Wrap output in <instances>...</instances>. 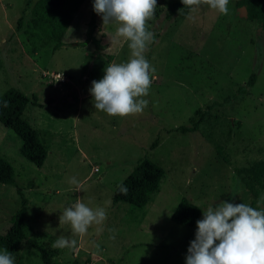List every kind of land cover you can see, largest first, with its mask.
Masks as SVG:
<instances>
[{
  "label": "rangeland",
  "instance_id": "374dc122",
  "mask_svg": "<svg viewBox=\"0 0 264 264\" xmlns=\"http://www.w3.org/2000/svg\"><path fill=\"white\" fill-rule=\"evenodd\" d=\"M174 1L157 0L146 22L156 36L144 53L154 68L142 97L148 105L121 118L95 110L90 95L109 64L131 58L128 42L115 35L118 25L103 27L97 14L92 20L94 0H82L56 50L43 31L32 30L29 11L22 13L26 0H0V95L13 88L44 104L27 107L23 117L47 149L42 166L34 167L20 156V140L0 125V156L13 170V182L0 185V235L19 208V194L27 200L26 239L14 264H42L30 241L60 264H186L197 222L170 221L181 198L199 207L197 221L221 202L264 209V191L252 205L245 183L252 163L264 161V34L234 0L227 15L201 4L166 19ZM54 73L67 82L55 85ZM251 73L255 83L238 93ZM197 110L207 116L195 132L174 131ZM143 158L164 172L157 192L140 208L112 204L115 187ZM73 177L78 185L69 182ZM77 198L107 212L86 234L59 222ZM60 235L76 246L54 249Z\"/></svg>",
  "mask_w": 264,
  "mask_h": 264
},
{
  "label": "clouds",
  "instance_id": "9594fccd",
  "mask_svg": "<svg viewBox=\"0 0 264 264\" xmlns=\"http://www.w3.org/2000/svg\"><path fill=\"white\" fill-rule=\"evenodd\" d=\"M184 7L208 5L222 15L228 14L229 0H181ZM157 8V0H94L93 10L102 17L103 27L118 25L115 35L128 42L131 58L124 63L109 64L104 76L93 81L90 95L94 108L110 117L141 114L148 105L146 97L154 71L144 53L154 41L146 27ZM111 50V47L107 49ZM78 185L75 177L69 181ZM122 192L127 191L121 188ZM107 219L105 208L89 207L83 199L66 207L59 217L60 224H70L75 234H86L92 225ZM76 240L60 235L52 247H75ZM186 264H264V209L245 203L221 202L209 205L203 219L197 221L195 239L190 243ZM0 264H14L13 255L0 252Z\"/></svg>",
  "mask_w": 264,
  "mask_h": 264
},
{
  "label": "trees",
  "instance_id": "16d2710c",
  "mask_svg": "<svg viewBox=\"0 0 264 264\" xmlns=\"http://www.w3.org/2000/svg\"><path fill=\"white\" fill-rule=\"evenodd\" d=\"M81 3L82 0H26L22 13L29 11V24L32 30L43 31L48 39L55 42L53 48L56 50L63 45L61 38ZM234 7L242 10L244 19L255 22L264 34V0H234ZM188 9L189 7H184L181 0H175L167 6L165 18L170 19L176 12ZM95 15L93 10L92 20ZM29 36L34 37L35 35L30 32ZM255 76V73H251L242 89L239 87L238 93L246 92L245 89L252 87L255 83ZM48 103L53 102L48 101ZM29 106L41 109L44 104L37 102L34 95L27 97L16 89H7L0 95V125L10 130L20 140L18 149L20 156L34 167L40 168L46 158L47 149L37 131L23 117L24 110ZM206 116V110H197L188 119L187 126L176 127L174 131L182 134L195 132L205 121ZM156 144L157 141L154 140L151 147ZM215 148L218 156L224 163H227L221 149ZM163 175V170L150 160L146 158L139 160L129 174L115 187L111 197L112 204L122 203L137 208L144 206L157 192ZM12 182V167L0 156V185H8ZM245 183L253 198L251 202L253 205L259 194L264 191V161L252 163L247 171ZM122 187L127 189L126 193L121 191ZM19 197V208L10 218V226L3 235H0V252L7 249L13 257L26 239L24 217L27 200L21 194ZM200 214L199 207L181 198L170 215V221L177 226L193 227ZM30 245L38 252L42 264H60L49 258L47 251L34 241H30Z\"/></svg>",
  "mask_w": 264,
  "mask_h": 264
},
{
  "label": "built area",
  "instance_id": "2783aa9c",
  "mask_svg": "<svg viewBox=\"0 0 264 264\" xmlns=\"http://www.w3.org/2000/svg\"><path fill=\"white\" fill-rule=\"evenodd\" d=\"M50 78H52L53 81H54V84L55 85H58V86H61L64 83L67 82V78L62 73H54V74H51L50 75Z\"/></svg>",
  "mask_w": 264,
  "mask_h": 264
}]
</instances>
